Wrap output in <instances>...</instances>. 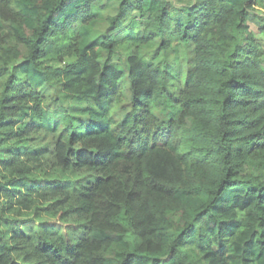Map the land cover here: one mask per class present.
I'll use <instances>...</instances> for the list:
<instances>
[{
  "label": "trees",
  "instance_id": "1",
  "mask_svg": "<svg viewBox=\"0 0 264 264\" xmlns=\"http://www.w3.org/2000/svg\"><path fill=\"white\" fill-rule=\"evenodd\" d=\"M255 7L264 0H0V264H264ZM40 134L56 167L95 182L45 173ZM16 187L66 190L55 204L80 214L79 233L29 227V261L16 260L3 198Z\"/></svg>",
  "mask_w": 264,
  "mask_h": 264
},
{
  "label": "rangeland",
  "instance_id": "2",
  "mask_svg": "<svg viewBox=\"0 0 264 264\" xmlns=\"http://www.w3.org/2000/svg\"><path fill=\"white\" fill-rule=\"evenodd\" d=\"M175 7H181L186 4L193 3L194 0H170ZM255 11L264 16V10L255 7ZM255 29V28H254ZM259 44L264 47V41L261 39V35L257 36ZM34 142L32 146L40 154L42 160V170L52 177H56L59 180L68 182L70 179L72 182L81 181L85 185H90L95 182L97 175L95 173H89L86 171H62L56 164L53 163V148L51 140L43 134L34 136ZM39 151V152H38ZM49 187H34V188H23L16 187L10 189L8 192L3 194V198L8 202L7 215L18 220V228L9 230L11 235L17 234L19 239L15 241L16 251L14 252V258L16 260L29 261V253L32 250L31 242L26 238H21V234L32 235L29 231V227L33 230H38L40 226H44L48 231L50 239L61 240L63 238L69 239L70 241L79 233L83 220L80 218V214L77 212H69L67 210L68 202L64 204H55L57 200H64L67 193L66 190L61 192L51 193ZM43 196V200L41 196ZM27 207V208H26ZM51 211L53 214H48ZM61 211L66 212V217H60ZM10 224L5 226V230H8ZM29 231V232H28Z\"/></svg>",
  "mask_w": 264,
  "mask_h": 264
}]
</instances>
